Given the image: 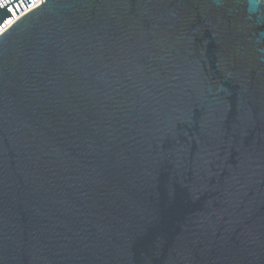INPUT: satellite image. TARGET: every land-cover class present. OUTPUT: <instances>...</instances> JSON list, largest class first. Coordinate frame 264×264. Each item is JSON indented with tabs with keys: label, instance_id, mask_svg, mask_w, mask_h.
I'll return each mask as SVG.
<instances>
[{
	"label": "water",
	"instance_id": "1",
	"mask_svg": "<svg viewBox=\"0 0 264 264\" xmlns=\"http://www.w3.org/2000/svg\"><path fill=\"white\" fill-rule=\"evenodd\" d=\"M0 264H264V0H41L0 32Z\"/></svg>",
	"mask_w": 264,
	"mask_h": 264
},
{
	"label": "built area",
	"instance_id": "2",
	"mask_svg": "<svg viewBox=\"0 0 264 264\" xmlns=\"http://www.w3.org/2000/svg\"><path fill=\"white\" fill-rule=\"evenodd\" d=\"M31 5L27 6L26 8H24L23 10H21L19 13H17L15 16H13L10 20L11 21H15L17 18H19L20 16H22L23 14H25L26 12L29 11L30 8H35L37 5L40 4L41 0H29ZM9 25L7 24L6 27H8ZM5 27V28H6Z\"/></svg>",
	"mask_w": 264,
	"mask_h": 264
},
{
	"label": "snow or ice",
	"instance_id": "3",
	"mask_svg": "<svg viewBox=\"0 0 264 264\" xmlns=\"http://www.w3.org/2000/svg\"><path fill=\"white\" fill-rule=\"evenodd\" d=\"M0 23L11 25L13 23V21L0 18Z\"/></svg>",
	"mask_w": 264,
	"mask_h": 264
},
{
	"label": "bare ground",
	"instance_id": "4",
	"mask_svg": "<svg viewBox=\"0 0 264 264\" xmlns=\"http://www.w3.org/2000/svg\"><path fill=\"white\" fill-rule=\"evenodd\" d=\"M31 9H33V8H30L29 10H31ZM6 26H7V24H4V25L0 28V32H2V31L5 29Z\"/></svg>",
	"mask_w": 264,
	"mask_h": 264
}]
</instances>
